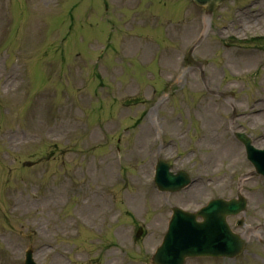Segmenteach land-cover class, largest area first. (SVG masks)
<instances>
[{
  "label": "rangeland",
  "instance_id": "rangeland-1",
  "mask_svg": "<svg viewBox=\"0 0 264 264\" xmlns=\"http://www.w3.org/2000/svg\"><path fill=\"white\" fill-rule=\"evenodd\" d=\"M245 2L229 0L214 29H199L181 24L197 15L191 0H0V264H24L30 246L40 264H151L170 204L197 209L238 189L251 229L264 230V179L245 182L253 167L232 135L245 131L264 148V102L258 121L249 112L264 100V49L249 56L242 43L264 33V17L239 14ZM175 24L185 30H167ZM196 29L207 37L195 51L209 61L207 86L174 50L190 48ZM178 59L188 77L177 78ZM168 74L169 101L157 96ZM156 154L201 184L158 195ZM255 245L252 264H264ZM186 264H245V254Z\"/></svg>",
  "mask_w": 264,
  "mask_h": 264
},
{
  "label": "water",
  "instance_id": "water-1",
  "mask_svg": "<svg viewBox=\"0 0 264 264\" xmlns=\"http://www.w3.org/2000/svg\"><path fill=\"white\" fill-rule=\"evenodd\" d=\"M219 1L221 0H201V3L207 4L208 10L212 11ZM241 136L250 142L246 136ZM161 170L164 172L159 179L161 184L165 186L176 184V187L180 188L185 183L184 177H171L166 169ZM244 209V199L240 196L239 199L232 200L217 199L212 206L201 213L205 218V221L201 223L196 222L195 215L186 213L183 217L191 218V221L195 223L191 227L195 231L192 230L189 234L185 232L183 225H177L168 234L167 241L155 255L154 262L156 264H183L190 256L225 255L233 257L239 254L244 249L245 241L232 232L227 223V216L238 214ZM179 212L184 213L181 210ZM30 264H34L33 260H30Z\"/></svg>",
  "mask_w": 264,
  "mask_h": 264
},
{
  "label": "bare ground",
  "instance_id": "bare-ground-1",
  "mask_svg": "<svg viewBox=\"0 0 264 264\" xmlns=\"http://www.w3.org/2000/svg\"><path fill=\"white\" fill-rule=\"evenodd\" d=\"M257 107H258V104L254 105V106L251 108V112H252V113H255V114H253V118H254L255 121H258V118L262 115V113H261L260 111L258 112V108H257ZM146 127H147L148 130H151V129H152V126H151V124H150L149 121H148V123L146 124ZM148 136H149V135H148ZM210 137L212 138V141H211V142H213V136H211V134H210ZM214 138H215V137H214ZM232 147H234L235 150H234ZM237 148H238V147L231 146V147L228 149L227 154H229L230 156L237 155V154H236ZM211 159H214V158H211ZM151 172H152V164H151V170H150V172H149V175L151 174ZM199 185H200V184H198V186H199ZM202 187H203V185H202L201 187H198V188H197V191H193V192H198V191L202 190ZM193 194H194V193H193Z\"/></svg>",
  "mask_w": 264,
  "mask_h": 264
},
{
  "label": "flooded vegetation",
  "instance_id": "flooded-vegetation-1",
  "mask_svg": "<svg viewBox=\"0 0 264 264\" xmlns=\"http://www.w3.org/2000/svg\"><path fill=\"white\" fill-rule=\"evenodd\" d=\"M249 233V230H246V234H248Z\"/></svg>",
  "mask_w": 264,
  "mask_h": 264
}]
</instances>
